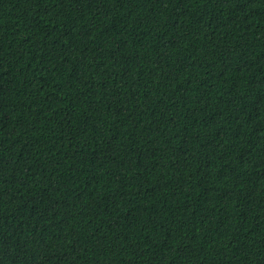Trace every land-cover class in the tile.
Instances as JSON below:
<instances>
[{
    "label": "trees",
    "instance_id": "1",
    "mask_svg": "<svg viewBox=\"0 0 264 264\" xmlns=\"http://www.w3.org/2000/svg\"><path fill=\"white\" fill-rule=\"evenodd\" d=\"M0 264H264V0H0Z\"/></svg>",
    "mask_w": 264,
    "mask_h": 264
}]
</instances>
